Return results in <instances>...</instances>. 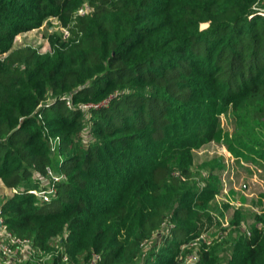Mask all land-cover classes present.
Wrapping results in <instances>:
<instances>
[{"label": "trees", "instance_id": "1", "mask_svg": "<svg viewBox=\"0 0 264 264\" xmlns=\"http://www.w3.org/2000/svg\"><path fill=\"white\" fill-rule=\"evenodd\" d=\"M257 6L0 0V181L14 189L0 222L30 239L23 264H264V208L261 229L201 239L217 187L192 170L203 145L244 157L245 136L264 134ZM50 17L66 36L46 27L45 51L15 46Z\"/></svg>", "mask_w": 264, "mask_h": 264}, {"label": "rangeland", "instance_id": "2", "mask_svg": "<svg viewBox=\"0 0 264 264\" xmlns=\"http://www.w3.org/2000/svg\"><path fill=\"white\" fill-rule=\"evenodd\" d=\"M50 31L64 30L59 21L53 17L43 22L40 27L20 34L15 38V46L31 45L43 52L48 44L44 37V29ZM221 127L229 135L234 132L235 120L230 109L219 116ZM245 141L252 147L244 157L235 156L228 150L224 142L209 143L194 151L193 177L201 188L202 185L213 175L211 183L217 187L212 200L209 201L203 216L201 239L218 237L220 240H231L234 235L252 226L261 229L262 224L256 223L253 215L262 213L264 208V134L257 138L254 134L245 136ZM200 183V184H199ZM39 191V190H38ZM11 189L6 188L0 181V198L9 195ZM238 224L233 223L236 213ZM225 247V246H224ZM224 253L229 251L227 248ZM195 255L190 254L186 261L192 262Z\"/></svg>", "mask_w": 264, "mask_h": 264}, {"label": "built area", "instance_id": "3", "mask_svg": "<svg viewBox=\"0 0 264 264\" xmlns=\"http://www.w3.org/2000/svg\"><path fill=\"white\" fill-rule=\"evenodd\" d=\"M83 8L79 9L82 13ZM256 13L264 16V8L256 7ZM66 36V32L64 33ZM12 192L14 189H11ZM39 192V191H38ZM34 247L27 238L11 235L0 224V264H23L25 261H34ZM50 255L43 256L40 260L48 259Z\"/></svg>", "mask_w": 264, "mask_h": 264}, {"label": "water", "instance_id": "4", "mask_svg": "<svg viewBox=\"0 0 264 264\" xmlns=\"http://www.w3.org/2000/svg\"><path fill=\"white\" fill-rule=\"evenodd\" d=\"M0 224H1V222H0Z\"/></svg>", "mask_w": 264, "mask_h": 264}]
</instances>
